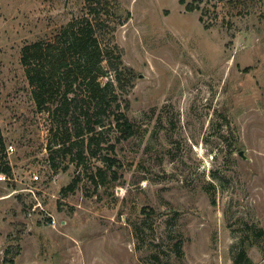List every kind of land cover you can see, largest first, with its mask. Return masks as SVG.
Returning <instances> with one entry per match:
<instances>
[{"label": "rangeland", "instance_id": "obj_1", "mask_svg": "<svg viewBox=\"0 0 264 264\" xmlns=\"http://www.w3.org/2000/svg\"><path fill=\"white\" fill-rule=\"evenodd\" d=\"M190 1L119 0L102 39L131 69L114 87L136 130L107 124L77 162L20 56L85 2L0 0V264H264V0Z\"/></svg>", "mask_w": 264, "mask_h": 264}, {"label": "trees", "instance_id": "obj_2", "mask_svg": "<svg viewBox=\"0 0 264 264\" xmlns=\"http://www.w3.org/2000/svg\"><path fill=\"white\" fill-rule=\"evenodd\" d=\"M199 1H190L186 8L192 10ZM84 2L85 13L71 19L53 37L24 44L20 56L34 101L47 112L49 129L57 137L53 140V152L67 154L81 145L71 158L77 162L85 152L97 155L99 147L92 146L99 144L98 135L107 124L118 132L117 140L131 137L136 130L121 108L114 87V81L120 84L121 74H129L131 69L123 65L117 45L102 39L110 23H121V17L128 18L129 11L121 9L119 0ZM110 74L111 79L100 80ZM108 146L114 149L113 144ZM5 147L0 135V160L6 156ZM50 158L49 164L56 166L53 153ZM104 161L108 167L116 162L110 156H104ZM0 171L11 174L7 161ZM105 173V168L98 167L96 175L101 181ZM76 184L77 177L62 191H73ZM239 254L243 256L244 251Z\"/></svg>", "mask_w": 264, "mask_h": 264}, {"label": "built area", "instance_id": "obj_3", "mask_svg": "<svg viewBox=\"0 0 264 264\" xmlns=\"http://www.w3.org/2000/svg\"><path fill=\"white\" fill-rule=\"evenodd\" d=\"M5 150L7 153L12 152L14 150L13 145L12 144L6 145ZM31 177H32V181H34V182H37L40 178L38 173H32ZM1 178L3 180H11V176L8 175L7 173H4V172L1 174ZM12 179H13V176H12ZM13 180H15V179H13ZM52 221H54V220H52Z\"/></svg>", "mask_w": 264, "mask_h": 264}]
</instances>
